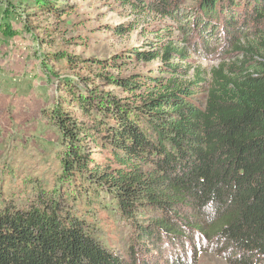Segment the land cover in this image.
<instances>
[{"label": "trees", "instance_id": "1", "mask_svg": "<svg viewBox=\"0 0 264 264\" xmlns=\"http://www.w3.org/2000/svg\"><path fill=\"white\" fill-rule=\"evenodd\" d=\"M110 1L174 22L197 54L244 60L190 80L188 47L167 45L92 62L160 59L162 76L96 73L124 97L64 81L71 99L51 112L58 184L36 187L26 206L0 205V264H197L203 252L264 264V0Z\"/></svg>", "mask_w": 264, "mask_h": 264}, {"label": "rangeland", "instance_id": "2", "mask_svg": "<svg viewBox=\"0 0 264 264\" xmlns=\"http://www.w3.org/2000/svg\"><path fill=\"white\" fill-rule=\"evenodd\" d=\"M167 45L188 47L190 69L185 79L190 80L202 73L209 82L212 69L221 63L244 60L233 53L226 56L227 51L197 54L174 22L153 12L135 14L110 0H0V205L26 206L36 200V187L49 191L58 184L61 135L51 112L61 98L71 99L63 91L64 81L83 87L89 83L91 92L98 88L124 97L96 73L126 77L150 71L162 76L160 59H130L121 69L106 70L92 62ZM74 109L76 119L86 122ZM97 220L101 234L113 237L118 229L112 215L100 212ZM197 264L227 263L203 252Z\"/></svg>", "mask_w": 264, "mask_h": 264}]
</instances>
